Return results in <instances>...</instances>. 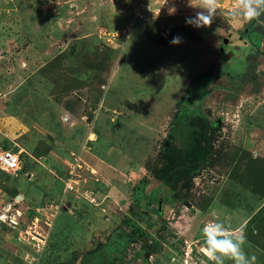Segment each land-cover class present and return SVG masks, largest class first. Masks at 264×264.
Here are the masks:
<instances>
[{"label":"rangeland","instance_id":"obj_1","mask_svg":"<svg viewBox=\"0 0 264 264\" xmlns=\"http://www.w3.org/2000/svg\"><path fill=\"white\" fill-rule=\"evenodd\" d=\"M157 1L174 9L0 0V144L21 158L18 175L0 169V264H214L202 230L215 222L264 264V15L246 21L237 0H218L197 28L189 0ZM182 99L179 119L210 123L212 154L171 187L151 171ZM15 120L38 131L35 156L4 137Z\"/></svg>","mask_w":264,"mask_h":264},{"label":"clouds","instance_id":"obj_2","mask_svg":"<svg viewBox=\"0 0 264 264\" xmlns=\"http://www.w3.org/2000/svg\"><path fill=\"white\" fill-rule=\"evenodd\" d=\"M189 6L202 10L193 17L186 18L187 24L197 28L210 27L219 8L218 0H199L198 4L189 0ZM232 14L240 15L246 21L256 19L264 14V0H237ZM181 42L182 38L179 36L170 41L171 44ZM202 231L206 245L205 254L214 264H224L226 259L233 260L234 264H255L256 257L253 255L249 258L243 250L245 236L242 231L239 234L233 233L232 236H224L227 229L221 222L205 225Z\"/></svg>","mask_w":264,"mask_h":264},{"label":"trees","instance_id":"obj_3","mask_svg":"<svg viewBox=\"0 0 264 264\" xmlns=\"http://www.w3.org/2000/svg\"><path fill=\"white\" fill-rule=\"evenodd\" d=\"M263 15L264 14H262L261 17H263ZM183 101L182 99L179 102L181 106L176 113L178 122L173 125L174 130L173 134L170 136L171 140L168 139V145L165 144V161L153 167L151 171L156 179L168 182L171 187H174V183L179 179H193L196 171L204 167L212 154V145L209 136L210 123L208 121L203 122L201 129L192 122L179 119L177 114L183 111V109H181ZM176 140H183L185 146L179 149L175 143ZM3 147L8 148L4 145ZM175 152H178L179 155H176Z\"/></svg>","mask_w":264,"mask_h":264},{"label":"built area","instance_id":"obj_4","mask_svg":"<svg viewBox=\"0 0 264 264\" xmlns=\"http://www.w3.org/2000/svg\"><path fill=\"white\" fill-rule=\"evenodd\" d=\"M139 5H140V7H139ZM167 7H168V5L166 6L164 1H161V2L157 1L156 4H153V2H151V0H140V2H138V7L135 11V15L137 17H140V18H147L148 17L147 15L150 13L158 14V13L163 12V11H170V10L174 9V8L168 7L169 9L167 10ZM170 7H171V5H170ZM81 167H82L81 161L77 159V161H75V164L72 166V170H70V172H69L71 177L68 178L65 182L63 194L74 191L75 187H74V185H72L74 181H71V180L73 179L72 177H74L76 172ZM0 169L9 173V174L14 175V176L18 175L21 172L20 152H16L12 149L4 148L3 145L0 144ZM83 194H87L84 197L89 199L90 201L94 200V198L91 196L92 193L84 192ZM63 198L66 200V197H63ZM52 207H53V205H52ZM52 207H49V208H52ZM56 210H57L56 211V214H57L59 212L58 206L56 207ZM9 217H10V221L12 223L17 224V222L12 219V217H14L16 219L17 214L16 215H10ZM35 238H36V236H34L32 239H35ZM41 241H43V244H45V238H44V240H41Z\"/></svg>","mask_w":264,"mask_h":264},{"label":"crops","instance_id":"obj_5","mask_svg":"<svg viewBox=\"0 0 264 264\" xmlns=\"http://www.w3.org/2000/svg\"><path fill=\"white\" fill-rule=\"evenodd\" d=\"M188 7H189V5H188ZM188 10H189V8H188ZM168 17H170V16H168ZM182 17H184V16H179V15L174 16V17L171 16V19L170 20H173L174 21L175 19L182 18ZM161 18H165L166 19V16H162ZM185 18H187V17L185 16ZM81 115L84 116V114H81ZM18 120H20V118H18ZM10 124H12L11 132L9 134V133H7V132L4 131V134H3L4 137H6L10 141H13L17 146H20L21 152L24 151V153L26 155H28V156H35V152H37L38 150L36 149V146L35 145H32V142H34L38 138V136H39L37 134L38 131L35 130V129H32L31 128L32 126H29L26 123H24L26 129L25 130L23 129V131L20 130V128H22V126H21V124L19 122H17V121L16 122H11ZM40 132L41 131L39 130V134H41ZM24 133H26V134H24ZM28 133H30L31 135H29ZM0 136H2V135H0ZM91 139L93 140V138H91ZM0 142L2 143V141H0ZM4 143L7 144V140L4 139ZM51 150H52V147H51ZM88 162L90 164H92L91 165L92 170H96L99 167H101V168L105 167V164L104 163L99 162L97 160L96 161L89 160ZM97 164H99L100 166L97 167ZM21 193L23 195L22 197H24L25 196L24 193L23 192H21ZM49 206L52 207V204H49ZM47 208H49V207H47ZM49 209L51 210V208H49Z\"/></svg>","mask_w":264,"mask_h":264},{"label":"bare ground","instance_id":"obj_6","mask_svg":"<svg viewBox=\"0 0 264 264\" xmlns=\"http://www.w3.org/2000/svg\"><path fill=\"white\" fill-rule=\"evenodd\" d=\"M2 215V214H1ZM0 218H2L1 216H0Z\"/></svg>","mask_w":264,"mask_h":264}]
</instances>
